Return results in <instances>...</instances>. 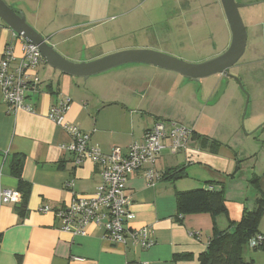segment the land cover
<instances>
[{"label":"crops","instance_id":"1","mask_svg":"<svg viewBox=\"0 0 264 264\" xmlns=\"http://www.w3.org/2000/svg\"><path fill=\"white\" fill-rule=\"evenodd\" d=\"M174 1L181 3V0ZM207 1L206 6L211 4L215 10L210 14L220 19L218 0ZM5 2L16 13H23L28 24L41 32L39 34L61 56L75 63H89L105 54L110 55L108 53L116 49L104 48L107 43L111 44L114 36L137 30L141 24L145 27L144 23L159 8L158 0ZM202 24L203 19L199 26L194 25L193 30H201ZM224 25L221 28L224 45L229 46L232 35ZM250 34L248 40L252 39V47L264 51V23H258ZM54 38L57 43H52ZM207 38L204 35L200 40H192L193 51L203 55L204 50L211 52L216 49L213 38ZM164 42L168 44L170 40L164 37ZM9 45L15 47L17 57L22 56L21 41L0 19V60ZM171 46L176 48V45ZM248 49L249 43L246 53ZM245 64L254 67L253 74L257 78L264 77V56H253ZM32 77L38 82L29 87L26 104L33 112H11L0 86V195L4 189L18 188V180L11 169L17 155L25 156L22 178L29 185L26 199L21 195L17 204L0 202V264H199V256L207 250L212 238L214 219L209 214H200L186 216L179 221L176 193L203 188L208 181L216 182L212 187L214 190L222 187L225 190L230 181L225 177L236 172L244 173V166L255 161V155L239 159L231 150H223L224 147L218 153H212L209 149H202L193 134L180 153L172 154L167 147L160 154L155 169L161 174V179L155 186L146 182L143 171L127 177L126 194L132 200L130 210L135 214V220L129 227H150L155 241L152 248L142 250L131 244L113 245L105 238L104 230L97 226H90L85 236H73L60 230L55 210L67 207L75 194L92 195L101 182V174L100 167L92 161L75 167L73 156L63 150L62 146L68 144L71 137L49 119L51 109L60 101L69 100L65 121L89 134L90 144L99 147L106 155L115 148L127 154L132 144L142 143L146 132L162 121L177 122L200 136L216 139L208 134L210 126L198 127L186 115H179L174 107L168 105V90L164 88L165 83L170 82L159 74L153 73L148 77L143 72L142 77L135 80L133 76L113 78L111 74L104 73L84 80L56 71L44 61ZM222 83L223 80L221 86ZM220 89L213 96L220 94ZM216 104L209 101L208 106ZM259 128L262 124H254L247 135H254ZM168 144L166 140L165 145ZM252 147H248L250 154ZM182 167L186 168L185 176L169 180L167 171ZM255 167L257 163L251 164L252 175L262 176L264 169L259 174ZM237 177L235 175L233 179ZM250 178L245 177V181L249 182ZM71 179L74 186L68 189L66 183ZM220 181L224 185L217 184ZM226 199L235 206L231 214L235 220H239L244 206L251 204V201L247 203V198L243 202L231 201L227 196ZM43 207L51 210L42 212ZM216 221L220 230L229 226L228 216H219ZM258 231L264 233V213ZM182 255H188V258L176 260V256ZM243 257L246 264H264V249L252 250L246 246Z\"/></svg>","mask_w":264,"mask_h":264},{"label":"rangeland","instance_id":"2","mask_svg":"<svg viewBox=\"0 0 264 264\" xmlns=\"http://www.w3.org/2000/svg\"><path fill=\"white\" fill-rule=\"evenodd\" d=\"M158 1V10L156 9L150 15L149 20L144 23L145 27L141 24L137 30L124 31L117 37L114 36L111 44L107 43L104 50L115 48V51L108 53L112 54L125 50L145 49L175 57L189 64L209 61L227 51L230 44L229 46L224 45L221 28L226 24L229 35L230 30L220 0H218L220 19L210 14L215 10L211 4L206 6L207 0H181V3L174 0ZM236 2L242 5L251 4L240 9L250 39V31L255 30L258 23H264V0H236ZM202 19L204 21V25H201L202 29L193 30L194 25L199 26ZM154 35L157 36L156 39ZM204 35L208 37V40L213 38L212 41L215 43L216 49L211 52L204 50V54L199 55L197 51H193L194 47L191 41L200 40ZM146 37H150V39H146ZM164 37L170 40L168 44L164 42ZM57 42L56 38L52 41V43ZM251 42L252 39L248 40L249 49L240 62L228 70L231 76L240 79V83L234 78L229 76L222 78L220 75H214L200 81H192L179 74L143 64H128L105 73L111 74L113 78L133 76L135 80L140 79L143 72L148 74V77L155 73L168 78L167 80L163 78L170 82L169 84L166 82L164 88L168 90L167 103L174 107L179 115H186L198 127L210 126L208 129L211 128V132L208 134L223 142V150H231V153L238 155L239 159L255 155L256 160L244 166V173H235L238 175L235 179L231 176L225 177L230 180L225 188V194L229 200L237 202H243L244 199H250L255 195V189L249 182L245 181V177L247 179L252 177L251 164L257 163L256 173L261 174L260 170L264 169V77L257 78V75L253 74L254 67L245 64L253 56H264V51L252 47ZM171 44L176 45V48L173 49ZM182 47L191 50L188 49L187 52ZM220 78L223 82L226 81L225 85L228 83V88L227 90L226 87L224 88L222 95L224 92L226 93L215 106H208L209 101L212 104L215 103L214 100H216L217 95L213 96V94L220 88L222 89ZM257 123L262 124L263 130L259 128L254 135H247V132L251 131L253 125ZM250 146H254L250 149L251 154L248 153Z\"/></svg>","mask_w":264,"mask_h":264},{"label":"built area","instance_id":"3","mask_svg":"<svg viewBox=\"0 0 264 264\" xmlns=\"http://www.w3.org/2000/svg\"><path fill=\"white\" fill-rule=\"evenodd\" d=\"M16 36L21 41L22 56H16L12 45L5 48L0 60L2 96L11 112H33L26 104L27 91L38 82V79L33 81L32 76L44 59L37 46ZM68 106L69 100L60 101L51 109L49 119L70 135L71 141L62 148L73 156L74 166L79 167L85 161H92L100 167L101 182L92 195L85 197L75 194L67 207L55 210L60 230L73 236H85L90 226H97L104 230L105 238L113 245L131 244L142 250L152 248L155 241L150 227H129L135 220V214L130 210L132 200L126 194L127 177L143 171L146 182L155 186L161 179V174L155 169L160 154L167 147L172 154L180 153L192 139L194 131L177 122H157L146 132L143 142L132 144L127 154L115 148L111 154L106 155L99 147L90 144L89 134L65 121ZM166 140L168 146L165 145ZM73 186V179L66 183L68 189ZM21 198L17 190L4 189L0 202L17 204ZM50 210V207L41 209L42 212ZM247 247L252 250L264 249V233L251 237Z\"/></svg>","mask_w":264,"mask_h":264},{"label":"water","instance_id":"4","mask_svg":"<svg viewBox=\"0 0 264 264\" xmlns=\"http://www.w3.org/2000/svg\"><path fill=\"white\" fill-rule=\"evenodd\" d=\"M220 1L231 31V44L223 54L199 64H189L175 57L145 49L125 50L89 63H75L61 56L47 43V40L41 34L28 24L23 13H16L4 0H0V19L16 35L37 46L48 66L69 76L87 80L90 77L104 74L124 65L143 64L179 74L192 81L222 75L234 78L240 83V79L231 76L228 70L237 65L246 53L248 32L241 17L240 9L251 4L242 5L237 3L236 0ZM225 82L222 83V89L215 98L214 104L221 97L226 87Z\"/></svg>","mask_w":264,"mask_h":264},{"label":"trees","instance_id":"5","mask_svg":"<svg viewBox=\"0 0 264 264\" xmlns=\"http://www.w3.org/2000/svg\"><path fill=\"white\" fill-rule=\"evenodd\" d=\"M200 142L202 149H209L212 153H218L222 143L200 136L194 132ZM234 155H236L234 153ZM24 155H17L11 163L13 175L18 180L17 191L26 199L29 194V185L23 181L22 171ZM237 173V172H236ZM169 180H178L185 176L186 168H176L167 171ZM235 173L231 176L235 177ZM255 189V198H250V206H244L239 220L231 217L235 206L226 199L224 187L214 190L212 187L216 182H205V187L185 192L176 193L177 218L182 221L184 217L191 215L209 214L214 219L213 234L207 250L199 256V264H246L243 254L247 242L255 234L259 233L258 225L264 213V174L262 176L252 175L249 180ZM224 185L223 181L218 182ZM219 216H228L229 226L220 230L216 219ZM188 258V255L176 256V260Z\"/></svg>","mask_w":264,"mask_h":264},{"label":"flooded vegetation","instance_id":"6","mask_svg":"<svg viewBox=\"0 0 264 264\" xmlns=\"http://www.w3.org/2000/svg\"><path fill=\"white\" fill-rule=\"evenodd\" d=\"M257 4H259V3H257ZM246 54V53H245Z\"/></svg>","mask_w":264,"mask_h":264}]
</instances>
